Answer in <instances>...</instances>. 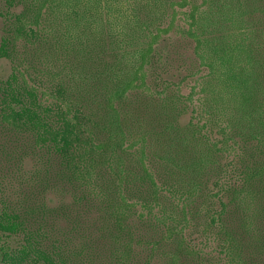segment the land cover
I'll return each instance as SVG.
<instances>
[{"label": "trees", "instance_id": "obj_1", "mask_svg": "<svg viewBox=\"0 0 264 264\" xmlns=\"http://www.w3.org/2000/svg\"><path fill=\"white\" fill-rule=\"evenodd\" d=\"M0 18V264H264V0Z\"/></svg>", "mask_w": 264, "mask_h": 264}, {"label": "rangeland", "instance_id": "obj_2", "mask_svg": "<svg viewBox=\"0 0 264 264\" xmlns=\"http://www.w3.org/2000/svg\"><path fill=\"white\" fill-rule=\"evenodd\" d=\"M185 10H186V8L183 9V11H185ZM177 24L178 25H182L183 24V21H178ZM2 28H3V21L0 18V37L2 35ZM171 37H172V39L174 40V43H175V40L177 38L173 35V33L171 34ZM170 50L171 49L169 47L166 49L167 52H170ZM166 51H165V55L167 54ZM180 57H183V59H185V60L186 59H190V57H192L190 50L189 51L188 50H185L184 51V49H182V48H179L178 49L177 53L174 54V56H173V58L175 60H177L173 64L175 68L178 65H180V63H181ZM9 73H10V64L7 61H5V60H0V79H5L9 75ZM182 74H184V72L178 71L173 76H172V74H169L168 78H169V80H173V81L175 80V81H177V77L178 78L181 77ZM190 85H191V80H189V81L185 82L184 84H182V86L180 87L181 93L184 94V95H186L189 92ZM187 120H188V116L183 120V122H186ZM53 203H55V200H53V198H52V201H51L50 204H53Z\"/></svg>", "mask_w": 264, "mask_h": 264}]
</instances>
